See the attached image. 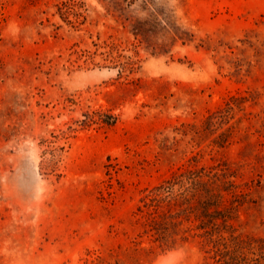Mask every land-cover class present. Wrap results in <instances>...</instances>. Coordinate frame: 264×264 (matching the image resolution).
I'll return each mask as SVG.
<instances>
[{"label":"rangeland","instance_id":"rangeland-1","mask_svg":"<svg viewBox=\"0 0 264 264\" xmlns=\"http://www.w3.org/2000/svg\"><path fill=\"white\" fill-rule=\"evenodd\" d=\"M142 1L0 0V264H264V0H155L192 40L146 45ZM191 170L215 233L199 197L147 206Z\"/></svg>","mask_w":264,"mask_h":264},{"label":"trees","instance_id":"trees-1","mask_svg":"<svg viewBox=\"0 0 264 264\" xmlns=\"http://www.w3.org/2000/svg\"><path fill=\"white\" fill-rule=\"evenodd\" d=\"M135 1L136 0H132V4ZM131 12L133 13L132 10ZM129 18L133 26V34L142 45L148 44V30L146 29V26L155 21L158 24L165 22L171 29L170 38L175 41L181 40L183 42H187L192 40L190 38L192 36L185 28H182V26L173 22V20H175L174 10L168 6L157 4L155 0H143L140 4L136 17L133 19L131 15ZM129 18L126 19L129 20ZM121 67L124 70L127 69L126 64H123ZM243 101L244 98L232 96L230 97L227 108L232 109L235 103H243ZM224 115L225 114L216 115L212 113L206 118L205 123H217L219 120H223L225 118ZM107 117L106 121L110 124L116 121L115 116ZM203 131L207 132L204 129ZM220 138L221 142L220 140L218 141L220 145H224L229 139L225 133L221 135ZM55 159L56 155L53 154V160ZM201 178V174L192 170L188 173H175L173 177L164 180L151 190L152 194L147 196L150 200V202L147 203V206L156 209L160 206L159 204H171L173 199L179 198L184 204H189L194 197H199L198 204L202 206L203 214H201V223L198 227L208 233H215L218 229V221L222 220V223L227 225L226 223H228V220L232 219V215L229 214V211L227 212L226 208L221 209L222 204H224V195L222 191L219 190L218 192H215L212 186H209V184H203L201 182ZM204 194H206V196ZM202 196H205V198H202Z\"/></svg>","mask_w":264,"mask_h":264}]
</instances>
